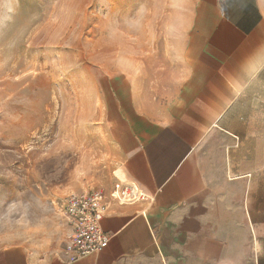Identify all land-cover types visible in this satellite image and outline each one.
<instances>
[{
  "label": "crops",
  "instance_id": "crops-1",
  "mask_svg": "<svg viewBox=\"0 0 264 264\" xmlns=\"http://www.w3.org/2000/svg\"><path fill=\"white\" fill-rule=\"evenodd\" d=\"M196 3L179 73L109 78L104 97L113 182L152 201L111 203L99 253L67 261L15 244L0 264H264V122L235 110L264 61V0Z\"/></svg>",
  "mask_w": 264,
  "mask_h": 264
},
{
  "label": "rangeland",
  "instance_id": "rangeland-1",
  "mask_svg": "<svg viewBox=\"0 0 264 264\" xmlns=\"http://www.w3.org/2000/svg\"><path fill=\"white\" fill-rule=\"evenodd\" d=\"M198 10L196 0H0V247L62 254L60 203L108 187L120 163L109 78L136 86V75L179 73ZM235 110L264 122V61Z\"/></svg>",
  "mask_w": 264,
  "mask_h": 264
},
{
  "label": "built area",
  "instance_id": "built-area-1",
  "mask_svg": "<svg viewBox=\"0 0 264 264\" xmlns=\"http://www.w3.org/2000/svg\"><path fill=\"white\" fill-rule=\"evenodd\" d=\"M151 201L137 185L120 180H115L110 188L68 195L59 206L70 228L63 256L67 261H75L108 246L110 236L103 231L101 221L111 203L133 205Z\"/></svg>",
  "mask_w": 264,
  "mask_h": 264
}]
</instances>
